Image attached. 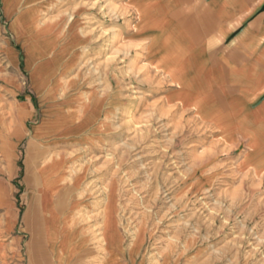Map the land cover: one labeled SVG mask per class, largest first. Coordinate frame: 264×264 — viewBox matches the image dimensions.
I'll return each mask as SVG.
<instances>
[{
	"label": "rangeland",
	"instance_id": "374dc122",
	"mask_svg": "<svg viewBox=\"0 0 264 264\" xmlns=\"http://www.w3.org/2000/svg\"><path fill=\"white\" fill-rule=\"evenodd\" d=\"M106 1L92 0L88 3L94 13L86 18L85 29L86 33L92 36V42L88 47L89 51L84 53L81 67L87 71L84 82L91 88L101 90V94L110 96V142L99 146V153L88 159L90 169L88 183L81 196L83 205L75 211L72 225L76 229L82 228V235L89 244V250L91 247L93 249L98 245L93 241L95 240L93 231L102 221L101 216L96 213L106 208L110 184H115L116 191L119 187L127 190L125 195L119 198L120 207L123 203L127 204L128 199L133 201L135 196L133 192L135 193V189L145 181V178L141 177L143 174L137 172L141 167L131 166L133 159H129V156L125 157L123 172L119 170L117 175L121 181L128 175L133 181L120 185L119 177H115L112 172L119 158L116 154L117 160L111 162L110 153L115 154L113 147H117V153L118 148H122L123 140L127 143L136 142L135 152H140L143 159L147 158L145 162L149 163L145 171V175L148 174V183H145L146 187L140 195L143 196L140 204H133L128 200L130 203L127 205V214L120 212V208L117 213L123 223L121 227L119 226V231L121 230L124 247L130 244L129 248H133L135 252L133 257L129 258L128 253L123 254L124 247L121 245L107 248V251L100 253L92 250V256L98 258V253L101 256L104 252L103 259L100 257L101 264H109L110 255H114V261L118 264H154L155 261L161 263L164 258L160 255L167 253L163 249L164 242L167 240L168 231H171L174 232L171 234L179 235L180 240L172 250H167L169 258L165 264H264V239L260 240L264 237V177L262 180L258 179L262 172L264 174V167L257 169L254 159H251V156L258 151H264V94L260 95L252 106L257 117V123H252L248 114L244 112L242 96L251 93L249 91L251 89L239 90V88V91H236L234 86H231L234 89H228L230 86L226 84L225 76H221L222 82L218 85L205 84L202 75L205 70L199 52L187 51L183 46L181 50L184 51L182 52L184 57L194 56L193 59L191 57V63L195 66L193 79L196 80L190 83L192 89L182 90V83L173 79L171 70L166 64L156 63V59L162 61L166 57V48L160 45L161 42L159 48H156L155 41L157 39L160 41L168 33L173 34L176 30L168 25H154L157 31L148 29L152 26L137 28L134 12L137 11L139 19L147 17L144 9H148L150 0H110L112 3L105 6ZM121 5L127 12L121 10ZM113 8L112 12L118 11L117 18L111 15ZM111 26L115 28V34H118V42L113 48L108 44L114 33L106 34V30ZM131 40L146 44L141 43V58L135 60L132 65L138 71L135 77L132 72L136 69L128 66V59L120 60L122 52L118 50L122 43ZM131 50L128 56L136 53L134 49ZM179 63L180 67L187 66L186 60ZM142 65L151 68L143 71L139 69ZM183 69L180 70L184 71ZM140 76H143L142 82L139 79L137 81ZM130 77L132 80L129 79ZM76 79L80 83L78 77ZM131 81L133 85L140 86L146 92L148 95L146 103L129 99L127 95ZM20 82L27 87L29 85L27 76H20ZM183 91H188L187 98L184 97ZM172 92L177 94L170 96ZM16 98L21 101L25 99V95L23 93L16 95L4 89L0 99L1 159L5 156L2 152L7 151L10 154L15 145L19 125L23 121L17 109ZM154 101L163 104L162 113H159L156 121L149 124L148 127L153 126L150 128L151 131L136 133L134 125H128L126 122V112L132 110L135 105H141L143 110L141 114L146 116V105ZM139 125L141 126L142 123ZM158 126L160 128L154 133L152 128ZM203 151L207 153L205 160H196V154L199 155ZM173 160L181 163L180 165L175 163L178 168L174 167ZM151 162H156V166ZM152 164L153 168H151ZM75 170H80V166ZM134 181L140 182L135 184ZM207 187L213 189L214 195L231 199L233 206H223L218 210L217 203L204 198ZM166 196H170L171 201L167 200ZM167 208H169L168 214L164 215L163 222L155 227L153 222H157L158 213ZM148 212L150 215L147 214ZM193 212L196 215L192 214ZM129 215H134L135 219H128ZM126 227L128 230L132 229L131 232L135 235L129 230L131 235L127 236ZM75 231L74 233L77 234V230ZM144 233H146L145 239H143Z\"/></svg>",
	"mask_w": 264,
	"mask_h": 264
},
{
	"label": "crops",
	"instance_id": "0c3cea01",
	"mask_svg": "<svg viewBox=\"0 0 264 264\" xmlns=\"http://www.w3.org/2000/svg\"><path fill=\"white\" fill-rule=\"evenodd\" d=\"M91 1L0 0V99L4 89L25 95L16 98L23 121L15 145L0 158V264H89L87 245L71 241L67 253L63 237L82 234L72 220L83 205L88 159L110 142V96L86 84L81 67L92 42ZM147 8L143 19L134 12L137 28L170 26L183 49L199 52L205 84L225 76L228 89H251L243 108L257 123L264 0H150ZM191 57L183 53L190 67Z\"/></svg>",
	"mask_w": 264,
	"mask_h": 264
},
{
	"label": "bare ground",
	"instance_id": "6f19581e",
	"mask_svg": "<svg viewBox=\"0 0 264 264\" xmlns=\"http://www.w3.org/2000/svg\"><path fill=\"white\" fill-rule=\"evenodd\" d=\"M123 1V0H122ZM121 1V2H122ZM124 1H126V0H124ZM101 2V1H100ZM107 3H105V6H108V4H110V3H112V2H110V0H107L106 1ZM84 4V3H83ZM113 5V4H112ZM123 5V4H122ZM121 5V10H124L125 11V7L124 6H122ZM128 6V5H127ZM98 7V6H97ZM110 7H111V5H110ZM74 8H76V7H74ZM102 8V7H101ZM99 9H100V7H99ZM103 9V8H102ZM109 9V8H108ZM107 9V10H108ZM133 9V8H132ZM111 10V9H110ZM110 10H108V11H110ZM114 10V8L111 10V12ZM117 12L118 11H114V12H112L111 13V15H113V16H116V18H117ZM125 12H127V11H125ZM110 13V12H109ZM130 13V12H129ZM107 14V13H106ZM115 18V17H114ZM112 19V18H111ZM94 29V28H93ZM92 29V30H93ZM148 29H152V30H156L157 31V27H154V26H152V28H148ZM107 32H106V34H108V33H111V32H113L114 34L111 36V40H110V42H109V46H110V48H113V47H115V45H116V43L118 42V34H115V28L114 27H110L109 29H107L106 30ZM130 31H132V30H130ZM134 31V30H133ZM170 34H172V33H168L163 39H161L160 41H159V39H157L156 41H155V43H156V48H159V43L161 42V44L160 45H164V47L166 48V57L161 61V59H156V63H157V65H160V63L162 64H166V66L171 70V74H172V77H173V79H176V80H178L180 83H182L181 85H183L182 87V90H186V89H188V88H190V89H192V87L190 86V83H192V82H195V80L196 79H193V77L195 76V72H196V70L194 69L195 68V66L194 65H192L191 67L190 66H184L183 64H181V65H183L184 67H180V63H179V61H182V62H184V59H183V56H182V50H181V44H179L178 43V39H176L175 37H174V35L172 34V36L170 35ZM156 37H158V36H156ZM171 37H173V38H171ZM145 40V39H144ZM141 43H144V42H141ZM141 43H139L138 41L137 42H133L132 40L131 41H128V42H126V43H122L123 45H121L119 48H118V50L120 51V52H122V55H121V59L120 60H124V59H128V62H129V64H128V66L130 67V66H132L133 64H134V61L135 60H137L138 58L140 59L141 58V53H140V49L142 48V46H141ZM107 44V43H106ZM145 44V43H144ZM143 44V45H144ZM146 45V44H145ZM118 47V46H117ZM131 49H134L135 50V54L134 55H131V56H128V54L130 55L131 54V52H132V50ZM137 49H139V51H137ZM144 49V48H143ZM142 50V49H141ZM115 52V51H114ZM144 52V51H143ZM158 52V51H157ZM159 53V52H158ZM111 55V54H110ZM116 55H118V54H116ZM114 56V55H113ZM117 59V58H116ZM165 60V61H164ZM116 62V61H115ZM179 63V64H178ZM121 64V63H120ZM135 64H136V62H135ZM137 66H138V64H136ZM118 66H119V63H118ZM118 66H114V67H118ZM179 66V67H178ZM121 67V66H120ZM132 67H134V66H132ZM131 67V68H132ZM194 67V68H193ZM130 68V69H131ZM138 68V67H137ZM151 67H148V66H146V65H142L139 69H141V70H149ZM181 68H184L183 70L184 71H181L180 69ZM118 69V68H117ZM129 69V70H130ZM134 69H136L135 67H134ZM122 70V69H121ZM133 70V69H132ZM131 70V71H132ZM154 70V69H153ZM126 71V70H125ZM143 71H142V73H143ZM177 71V72H176ZM128 72V71H127ZM138 71H137V69L136 70H134L133 72H132V74H133V76L135 77L137 74ZM155 72H156V70H155ZM120 73H121V71H120ZM130 74V73H129ZM128 74V75H129ZM145 74H146V72H145ZM158 74V73H157ZM163 74V73H162ZM124 76V75H123ZM125 76H127V75H125ZM129 76H131V75H129ZM122 77V76H121ZM132 77V76H131ZM129 78L130 80H132V78ZM141 77V76H140ZM143 77V76H142ZM137 78V81H138V79H139V81H143V78ZM166 78H168V77H166ZM124 80H125V78H124ZM123 80V81H124ZM162 81V80H161ZM129 82V81H128ZM134 83H135V80H134ZM160 83V82H159ZM128 84V83H127ZM125 85V84H124ZM138 85V84H137ZM129 86H130V91L128 92V97H129V99H136L135 101H140L141 103L143 102V103H146L147 101H148V95L146 94V92H144L141 88H140V86H135V85H133L132 84V81L129 83ZM126 87V86H125ZM127 88H129V87H127ZM129 90V89H128ZM50 92V91H49ZM183 92H185L184 93V97H186L187 98V96H189L188 94V91H183ZM183 92H181V93H183ZM127 94V93H126ZM176 95L177 94V92H172L171 93V95L170 96H172V95ZM179 94V93H178ZM123 95V94H122ZM163 99V98H162ZM162 99H161V101H162ZM91 100V99H90ZM164 100V99H163ZM133 102V101H132ZM163 102V101H162ZM161 103V102H160ZM160 103H158V101H154V102H152V103H148L147 105H146V116H143L142 114H141V111H143L142 109H141V105H139V106H136L135 105V107L132 109V110H130V111H128V112H126V122L128 123V125H130L131 124V126H132V124L134 125V130H135V132L136 133H139V134H142L143 132H149V131H151V127H153V126H151V127H148L149 126V124H151L152 122H154V121H156V119L158 118V115H159V113L161 112L162 113V107H163V104H160ZM165 106V105H164ZM167 106V105H166ZM172 107V106H171ZM171 109V108H170ZM124 113V112H123ZM140 123H142V125L140 126L139 124ZM198 123H199V121H198ZM127 125V126H128ZM130 126V127H131ZM209 126V125H208ZM136 127V128H135ZM118 128V127H117ZM132 128V127H131ZM158 128H160V126H158V127H154V128H152V131L155 133L157 130H158ZM128 129V128H127ZM7 130V129H6ZM129 131H130V129H128ZM131 130H133V129H131ZM141 131V132H140ZM133 133V132H132ZM135 133V134H136ZM144 133V134H145ZM153 133V134H154ZM116 134V133H115ZM123 134V133H122ZM134 134V133H133ZM138 135V134H137ZM156 135V134H155ZM120 136V135H119ZM134 137V136H133ZM144 137V136H143ZM130 138V137H129ZM136 138H137V136H136ZM136 138H133L134 140L136 139ZM145 138H146V136H145ZM145 138H144V140H145ZM131 139V138H130ZM155 140V139H154ZM160 141H162V140H160ZM217 143V142H216ZM169 145V144H168ZM97 147V146H96ZM124 147V149H122ZM154 147V146H153ZM168 147V146H167ZM117 148V147H116ZM116 148L115 147H113L112 148V150H113V152H115V154L114 153H110L111 154V156H110V161L111 162H113L114 160H117V157H115V155L117 154V156H118V163H117V166L115 167V169H113L112 170V172H113V174H114V176L115 177H117L118 175V173H119V170H121L122 172H123V169H124V165H125V157H127V156H129V159H133V163H131V166L133 165V166H139V167H141L140 168V170H137V172L138 173H140V175L141 174H143V176H141V177H143V178H145V181L144 182H142L139 186H138V189L136 188L135 189V193L133 192V194H135V196L132 194V196H134V198H133V204L135 203V204H140L141 202H142V200H143V196L141 197L140 195L143 193V190H144V188L146 187V184L145 183H148V174L147 175H145V171L148 169V167H146L147 166V164H149L148 162H145V161H147V158L146 159H143V156H142V154L140 153V152H138V153H136L135 152V150L137 149V144H136V142L135 143H127V142H125L124 140H123V142H122V148H118V151H117V153H116ZM211 151V150H210ZM133 152H135L134 154H132ZM144 153L146 152V150H144L143 151ZM142 152V153H143ZM182 152V151H181ZM209 152V151H208ZM180 153V152H179ZM151 154H153V152L151 153ZM207 154V153H206ZM206 154H205V151H203V152H201V153H199V155L198 154H196L197 155V158H196V156H194L195 158H196V160H200V161H204L205 160V157H206ZM166 155V154H165ZM134 156V157H133ZM181 156V155H180ZM145 157V156H144ZM181 159V158H180ZM193 159V158H192ZM251 159H254V161H255V165L257 166V169H260L261 167H264V151L263 150H261V151H258L256 154H254V155H252L251 156ZM152 160H154V159H152ZM174 161V160H173ZM183 161H185V160H183ZM182 162V161H181ZM151 163H156V162H151ZM150 163V164H151ZM175 163H176V165H177V161H174V167H176V165H175ZM186 163V162H185ZM111 164V163H110ZM172 164V165H173ZM179 164V163H178ZM181 164V163H180ZM179 164V165H180ZM153 165V164H152ZM151 165V166H152ZM169 165V164H168ZM171 165V164H170ZM186 165V164H185ZM130 166V165H129ZM155 166H156V164H155ZM194 166V165H193ZM154 167V165L151 167V168H153ZM173 166H172V168H174ZM135 168V167H134ZM176 168H178V167H176ZM175 168V169H176ZM159 170V168L157 169V171ZM249 170V169H248ZM247 171V170H246ZM249 172V171H248ZM248 174H250V173H248ZM251 174H252V172H251ZM247 175V174H246ZM113 176V175H112ZM250 176V175H249ZM119 177V176H118ZM248 177V176H247ZM252 177V176H251ZM254 178H255V176H253ZM263 177H264V174H263V172H262V175L260 176V178H258L259 180H262L263 179ZM66 178V177H65ZM169 178V177H168ZM246 178V177H245ZM117 179V178H116ZM120 179V177L118 178V180ZM141 179V178H140ZM139 179V180H140ZM156 179V178H155ZM132 180V179H131ZM130 180V176L128 175V177L127 178H125L124 180H122L121 181V179L118 181L119 182V184L120 183H125V182H127V181H131ZM142 180V179H141ZM140 180V181H141ZM167 180V179H166ZM169 180H170V178H169ZM133 181V180H132ZM140 181H134L135 182V184L136 183H139ZM163 181V180H162ZM106 184V183H105ZM132 184H134V183H132ZM134 184V185H135ZM107 185V184H106ZM121 185V184H120ZM129 185V184H128ZM107 187V186H106ZM132 189V188H131ZM105 190V189H104ZM126 191L127 190H125L123 187H119V188H117V191H116V188H115V184L114 183H112V184H110V194H109V201H108V203L106 204V208H105V210L104 211H101L100 212V210H99V212L98 213H96L97 215H99V216H101V218H102V221H100V223H99V225L97 226V228L93 231L94 232V239L95 240H93L94 242H95V244H98V245H96L93 249H92V247L90 248V250H89V244L87 243V242H85V237L82 235V234H79L78 235V232H77V234H75L74 232H76L74 229H71L70 231H67L66 233H65V235H64V240H63V242H65V246L64 247H67L66 248V250H67V253H69L70 252V242H71V239H72V241H74V240H77V243L79 244V246L78 247H80V246H83V245H87V248H88V252H87V255H88V263L89 264H91L92 263V260H93V264H101V260H100V257H102V255L103 254H105L104 252H103V254H101V256H100V252H102V251H107V248L109 249H111V248H113V247H119V246H123L124 247V241L122 242V238H121V235H120V231H119V226L120 225H122L123 223L120 221V219H119V217H118V211H119V208H120V212H122V213H124V214H127V212H126V210H127V208H128V206L127 205H129V203L131 202L130 201V199H126L127 200V204H125V203H123V205L120 207L119 205H121V204H119L120 202H119V198L120 197H122L123 195H125V193H126ZM130 191V190H129ZM128 191V192H129ZM205 191V190H204ZM212 191H213V189H211L210 187H207L206 188V192H207V194L205 195V199H209V200H212L214 203H217V207H218V210H220V209H222V207L223 206H230V207H232L233 206V202H232V200L230 201V200H228V199H225V198H220L219 196H218V194H213L212 193ZM117 192V193H116ZM167 193V192H166ZM216 193V192H215ZM131 196V195H130ZM167 198V200L169 199V201H171V198H170V196H166ZM204 199V200H205ZM169 201H167V202H169ZM131 202V203H132ZM211 202V201H210ZM98 203V202H97ZM207 203H209V202H207ZM207 205V204H206ZM209 205V204H208ZM215 205V204H214ZM213 206V205H212ZM103 208V207H102ZM131 208V207H130ZM196 209V208H195ZM168 210H169V208H167L166 210H162L160 213H158V215H157V222H153V224L155 225V227H156V225L158 226V224H160V223H162L163 222V217H164V215L166 216L167 214H168ZM196 210H198V209H196ZM128 211V210H127ZM172 211V210H171ZM80 212V211H79ZM208 212H209V210H208ZM211 212H212V209H211V211H210V215H211ZM83 213V212H82ZM143 214H144V212H143ZM146 214V213H145ZM147 214H149V212L147 213ZM192 214H195L194 212L192 213ZM191 214V215H192ZM208 214V215H209ZM150 215V214H149ZM196 215V214H195ZM78 216V215H77ZM142 216V215H141ZM95 217V216H94ZM97 218H99V217H97ZM86 219H89V218H86ZM128 219H135V216L134 215H129V218ZM100 220V219H99ZM132 220H130V221H132ZM85 221V220H84ZM83 221V222H84ZM188 221V220H187ZM81 222V221H80ZM188 223V222H187ZM133 224V223H132ZM245 224V223H244ZM121 227V226H120ZM127 228V227H126ZM188 228V227H187ZM152 229V228H151ZM180 229V228H179ZM88 230V229H87ZM86 230V231H87ZM130 230V229H129ZM128 230V228L126 229V233H127V236H130L131 234H134V233H132L131 231H132V229L130 230V232H131V234L128 232L129 231ZM147 230H148V228H147ZM135 231V230H134ZM174 231V230H173ZM92 233V232H91ZM90 233V234H91ZM171 233H174V232H171V231H168V233H167V240L164 242V247L165 248H163L164 250H166V254L165 253H163L162 255H160V256H163V258H164V260H163V262L161 261V263L159 262V261H155V263L154 264H165V262L168 260V258H169V255H168V251L167 250H172V248H173V246L174 245H176V243L180 240V238H179V235L177 236H175L174 234H171ZM145 234L146 233H144V237H143V239H145ZM87 235V234H86ZM135 235V234H134ZM126 236V235H125ZM93 237V236H92ZM260 237V236H259ZM129 239V238H128ZM142 239V240H143ZM264 239V237H262V238H260V240H263ZM132 240V239H131ZM257 241H259V240H257ZM260 242V241H259ZM186 243V242H185ZM260 244V243H259ZM128 245H130V244H128ZM127 245V247H124V251H123V254H125V252L126 253H128V255H130L129 256V258H132L133 257V253L135 252V250L133 249V248H129L130 246H128ZM255 245H257V244H255ZM262 245V244H261ZM253 249V248H252ZM92 250H94V251H96V252H99L98 253V255H99V257L98 258H96L94 255L92 256V254H91V252H92ZM139 254V253H138ZM114 256V255H113ZM112 255H110L109 257H108V259H109V264H118V263H115V258L113 257ZM104 257V256H103ZM103 257L101 258V259H103ZM128 257V256H127ZM131 260V259H130ZM130 260H129V262H130ZM123 261V260H122ZM136 261V260H135ZM128 262V261H127ZM128 262V263H129ZM87 264V263H86ZM130 264V263H129ZM204 264V263H203Z\"/></svg>",
	"mask_w": 264,
	"mask_h": 264
}]
</instances>
